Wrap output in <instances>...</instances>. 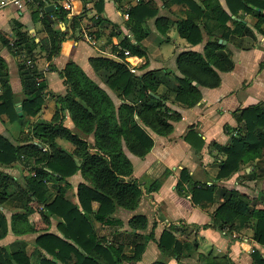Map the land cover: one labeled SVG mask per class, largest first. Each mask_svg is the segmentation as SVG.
I'll return each mask as SVG.
<instances>
[{
  "label": "crops",
  "instance_id": "obj_1",
  "mask_svg": "<svg viewBox=\"0 0 264 264\" xmlns=\"http://www.w3.org/2000/svg\"><path fill=\"white\" fill-rule=\"evenodd\" d=\"M191 1L200 5L203 15L195 20L199 23L202 41L191 45L178 33V24L193 14ZM245 1V0H244ZM255 1L246 0L250 11L240 9L232 13L225 0H53L45 3V18L58 29L60 35L67 37L61 43L59 54L53 59V71H49L46 54L41 49L40 42L45 37L42 31V18L37 3H29L22 10L14 6L0 9V58L5 64L9 84L15 97V110L19 119L10 122L6 114H0V135L13 143L21 142L29 136L31 128L37 121L52 120L55 109V98L66 94V86L59 74L69 62L80 67L83 73L102 88L118 105L119 100L96 75L90 59L105 57L118 59L113 53V46L119 45L128 38L134 42V35L129 31V10L139 2L148 3L154 10L153 17L143 20L141 29L145 34L141 46L145 50L143 57L130 55L124 57L128 69L139 77L147 72H156L164 77L168 73L181 77L176 59L179 54L196 51L203 54L206 43L217 40L224 48L223 53L230 56L233 67L230 71H218L220 84L215 88L198 86L201 99L193 107H183L170 98L166 101L171 111L180 115L177 121H171L172 131L166 136H160L149 130L154 141L150 152L143 158L131 154L124 148V153L132 163V177L138 180L144 189L165 172L157 191L141 197L138 207L134 210L117 208L110 222L99 223L93 220L99 238L104 242L123 246V253L130 255L133 245L142 242V236L152 237L145 243L141 259L135 263L122 264H206L203 256H210L217 264H255L253 254L257 253L264 259V245L258 243L252 236L253 222L233 229L232 231L216 230L212 224L214 209L224 201L229 190H235L254 199L264 197V157L253 166L243 165L230 179L216 181L221 167L223 155L218 154L213 144L225 145L229 140V130L236 128L235 114L249 107L264 104V22L259 26L258 15L264 16V9L257 7ZM218 5V6H217ZM53 6L49 13L45 8ZM65 10L64 20L58 18L57 9ZM222 11L230 16L223 29L216 16ZM214 16V17H213ZM18 33H24L36 46L33 58L37 70L42 74L46 89L43 102L36 116L26 115L23 107V88L20 79V56H16L11 45ZM177 34V38L173 35ZM86 36L91 37L89 41ZM227 37V38H226ZM8 44L6 45V42ZM10 46V47H9ZM133 70V71H132ZM196 83L193 82V85ZM2 90L0 88V94ZM167 87L161 84L155 95H166ZM17 106L20 107L17 110ZM20 113V114H19ZM20 125L19 132H11L10 126ZM63 124L82 135L73 125L69 113L65 111ZM238 129V128H237ZM93 145L92 135H82ZM64 138L56 142L66 152H71L73 146L65 144ZM69 143V142H67ZM34 144H38L35 142ZM47 151L46 148L43 149ZM0 170L12 177L8 187V198L0 205V213L7 220V234L0 240V248L8 254L23 252L34 260L36 238L42 234L61 236L58 224L60 219L51 215L43 218V207L40 203L25 194L26 178L33 176L31 165L26 166L24 158H20L10 166H1ZM182 170H186L193 182L214 186V204L203 209L191 201L188 185L184 183L182 190H177V183ZM49 173L50 170H47ZM83 182L78 173L65 182L47 179V186L53 199L59 189L64 192V198L73 204H78L77 186ZM264 203V200L261 199ZM252 208L253 206L250 205ZM98 203H93L95 211ZM16 214H24V222L15 221L12 231V218ZM137 215L147 219L146 229L135 235L128 222ZM19 233L20 229H27ZM180 243L173 254V248L167 252L160 247V238L165 229ZM210 250L202 252V248ZM0 249V250H1ZM215 250V251H214ZM253 250V252H252ZM12 262H15L12 260ZM54 262H56L54 260ZM33 264V263H32ZM60 264V263H57ZM264 264V263H262Z\"/></svg>",
  "mask_w": 264,
  "mask_h": 264
},
{
  "label": "trees",
  "instance_id": "obj_2",
  "mask_svg": "<svg viewBox=\"0 0 264 264\" xmlns=\"http://www.w3.org/2000/svg\"><path fill=\"white\" fill-rule=\"evenodd\" d=\"M232 13L244 9L250 11L246 0H225ZM255 5L264 9V3L255 1ZM45 4L39 2L38 8L44 14ZM193 14L178 24L179 35L191 45L202 41V33L198 20L203 12L200 5L191 1ZM218 6V5H217ZM66 11L57 9L58 18L64 20ZM155 10L148 4L139 2L129 10V31L134 35V42L124 38L119 45L113 46V53L118 59L95 57L90 59L92 69L101 81L113 91L119 100L116 105L111 97L95 82L89 79L78 65L69 62L59 72L66 94L55 98V109L52 120L37 121L31 128L29 136L21 142L25 145L13 143L0 135V165L10 166L22 157L25 165L30 166L33 176L26 178L25 194L40 203L48 201L43 209V218L57 216L60 221L58 228L61 236L42 234L36 238L34 260L23 252L8 254L0 250V264H122L135 263L141 259L145 243L150 236H142L147 226L145 216L137 215L128 222L133 234L143 237L142 242L133 245L130 255L123 253V246L104 242L95 230L93 220L104 223L110 222L117 208L134 210L138 207L141 197L157 191L164 175L152 181L147 189L132 177V163L124 153V148L131 154L143 158L150 152L154 141L149 130L160 136H166L172 131L171 121L180 119V115L171 111L166 101L189 108L201 99L198 86L208 88L218 87L220 76L218 71L227 72L233 67L230 56L223 53V46L217 40H209L203 54L187 51L178 55L176 66L181 77L164 74L157 76L156 72H147L142 76H135L123 62V51L138 57L145 55L141 41L145 34L141 25L147 17H153ZM214 17V16H213ZM224 29L230 16L222 9L216 16ZM258 23L264 22V16L258 15ZM45 37L40 42L41 49L46 54L49 71L54 70L51 64L59 54L61 43L66 39L58 29L45 18L41 20ZM92 37V36H91ZM227 38V37H226ZM8 41L6 42V45ZM36 46L24 33H18L11 45L16 56H20V79L23 88L22 107L26 115L36 116L43 102L46 83L42 74L37 70L33 58ZM10 47V46H9ZM29 62V63H28ZM193 82L196 84L193 85ZM167 87L166 95L154 99L150 93L156 94L159 86ZM0 114H6L10 122L19 119L15 110V97L12 93L5 64L0 58ZM65 111L69 113L71 121L82 135H92L93 145L81 134L64 126ZM238 123L236 128L229 130V140L225 145L213 144L218 154L223 155L221 167L216 181L230 179L243 165L253 166L264 157V104L249 107L235 114ZM238 128V129H237ZM64 138L73 146L71 152L59 147L56 140ZM37 142L38 144H34ZM46 148L47 151L43 149ZM75 159H78L79 166ZM47 170H50L49 173ZM83 182L77 186L78 204H73L64 198V192L59 189L53 199L46 182L54 179L65 182L78 173ZM12 177L0 170V205L8 198V187ZM186 183L191 201L203 209L214 204V186L193 182L186 170H182L176 185L181 191ZM227 197L212 213V224L218 230L232 231L253 222V238L264 245V203L259 197L255 200L248 195L235 190L227 191ZM98 203L97 209L92 208ZM252 205L253 208L250 206ZM24 222V214H16L12 218L11 229L15 230V221ZM33 228L20 229L24 233ZM7 220L0 213V240L7 234ZM162 251L173 248V254L180 247V243L166 228L160 238ZM206 264H217L210 256H203ZM14 260L15 262H12ZM54 260L56 262H54ZM255 264L264 263L259 254H253ZM154 264H165L155 262Z\"/></svg>",
  "mask_w": 264,
  "mask_h": 264
},
{
  "label": "built area",
  "instance_id": "obj_3",
  "mask_svg": "<svg viewBox=\"0 0 264 264\" xmlns=\"http://www.w3.org/2000/svg\"><path fill=\"white\" fill-rule=\"evenodd\" d=\"M53 0H0V9L5 8L7 6H14L18 10H22L27 4L29 3H37V6L39 5V2L47 3L51 2ZM89 41L91 40V37L86 36ZM124 57H129L131 54L128 50L123 51ZM29 63V62H28ZM133 71V70H132ZM253 252V250H252Z\"/></svg>",
  "mask_w": 264,
  "mask_h": 264
},
{
  "label": "rangeland",
  "instance_id": "obj_4",
  "mask_svg": "<svg viewBox=\"0 0 264 264\" xmlns=\"http://www.w3.org/2000/svg\"><path fill=\"white\" fill-rule=\"evenodd\" d=\"M173 38H177V34L175 35H173ZM19 128H20V125L18 124V123H14V124H12L11 126H10V131L11 132H13V131H16V132H19ZM65 142V141H64ZM65 144H67L68 146H70L71 144L70 143H67V142H65ZM202 250V252H205V251H208V250H210V248H207L206 246H205V248H202L201 249ZM215 251V250H214Z\"/></svg>",
  "mask_w": 264,
  "mask_h": 264
},
{
  "label": "water",
  "instance_id": "obj_5",
  "mask_svg": "<svg viewBox=\"0 0 264 264\" xmlns=\"http://www.w3.org/2000/svg\"><path fill=\"white\" fill-rule=\"evenodd\" d=\"M52 7H53V6H48V7H46V8H45V12H46V13H49V11H50V9H52ZM150 95H151L154 99H159V96H157V95H155V94H153V93H150ZM16 109L19 110L20 107L17 106ZM19 114H20V113H19ZM75 161L77 162V165L79 166L80 164H79V162H78V159H75ZM261 199L264 200V197H262ZM216 230H218V228H216Z\"/></svg>",
  "mask_w": 264,
  "mask_h": 264
}]
</instances>
